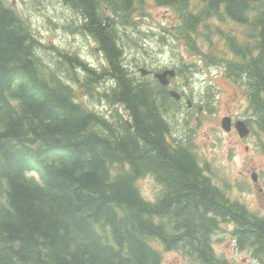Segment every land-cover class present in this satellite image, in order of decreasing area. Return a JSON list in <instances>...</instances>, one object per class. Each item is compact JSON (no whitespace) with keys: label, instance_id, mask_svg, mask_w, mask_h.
Instances as JSON below:
<instances>
[{"label":"trees","instance_id":"trees-1","mask_svg":"<svg viewBox=\"0 0 264 264\" xmlns=\"http://www.w3.org/2000/svg\"><path fill=\"white\" fill-rule=\"evenodd\" d=\"M148 1L62 0L104 58L97 67L62 53L82 76L75 89L59 80L62 69L39 66L31 26L0 0V264H160L159 245L197 264H234L210 243L225 221L236 223L240 245L264 264V219L230 202L193 150L169 140L166 107L179 103L155 78L134 79L124 63L120 33L129 35V48L141 45L120 26L144 15ZM150 1L177 15L165 31L190 55L227 75L247 73L264 91V0ZM228 19L244 32L215 22ZM89 82L104 88L96 99L118 103L114 119L79 101V89L93 94L82 86ZM252 91L264 129V101L257 102L256 85ZM145 171L168 187L156 205L136 185Z\"/></svg>","mask_w":264,"mask_h":264},{"label":"rangeland","instance_id":"rangeland-1","mask_svg":"<svg viewBox=\"0 0 264 264\" xmlns=\"http://www.w3.org/2000/svg\"><path fill=\"white\" fill-rule=\"evenodd\" d=\"M7 2L31 26L40 42L38 49L42 43L64 53L80 52L84 61L97 67L102 65L104 59L91 38L79 31L78 27H76L78 35L67 34L65 25L75 20L77 14L62 0H7ZM177 21V15L171 9L149 0L144 15L137 17L134 23L120 26L121 30L147 38L141 51L132 50L124 39H121L125 48L124 63L136 80L146 74H164L177 65L181 68L179 76L171 79V85L177 93L184 94L198 105L207 100L215 101L212 112H193L186 105L174 107L169 110L167 120L173 124L174 132L180 136L182 142L193 146L199 152L200 164L211 172L214 182L223 189H229L230 198L240 200L252 212L264 215V189L259 187L261 191H258L250 180L257 167L264 169V155L256 150L254 152L256 136L250 139L246 148L235 130L225 132L220 127L222 118L225 116L233 118L231 112L240 113L244 110L243 100L247 95V81L243 79L241 82L233 81L222 73L221 67H205L202 63H199L198 67L191 66L189 63L197 59L165 31L176 25ZM215 22L227 29L235 28V32H244L242 25L228 23L227 20L224 23L217 20ZM161 33L164 35L161 36ZM213 39L216 41L217 37L214 36ZM202 43L204 46L199 42L200 47L207 50L205 41ZM87 44L95 54H92V51L91 54H86ZM218 45L221 46L220 40ZM43 57L49 58L46 50L43 51ZM59 63L60 60L57 61L56 58L48 62L52 66ZM77 97L79 101L88 99V95L80 89ZM229 153L233 154L232 160L227 158ZM138 187L147 197H152L158 189L151 177L139 180ZM243 189L245 190L241 191ZM230 228L231 224H223L214 232L212 235L214 250L218 255L237 264L251 263L250 250L235 245ZM161 264H184V259L178 252L167 251L163 254Z\"/></svg>","mask_w":264,"mask_h":264},{"label":"bare ground","instance_id":"bare-ground-1","mask_svg":"<svg viewBox=\"0 0 264 264\" xmlns=\"http://www.w3.org/2000/svg\"><path fill=\"white\" fill-rule=\"evenodd\" d=\"M73 7V6H72ZM75 8V7H74ZM111 16L109 15V18ZM110 22V21H109ZM79 24L80 22L78 21V17L75 19V20H72V21H69L67 22V24L65 25L66 27V32L68 35H72V36H75V35H78V31H76V27L79 28ZM79 31L80 28H79ZM122 31H125V30H122ZM120 38L118 39V43L121 45L122 49V54L125 55V48L124 46H122V41H121V36H124L125 37V42L129 45V35L128 34H123L122 35V32L120 33ZM135 36L139 39V42H140V45L141 47H136V48H133L132 50H135V51H141L143 50L144 48V44L147 40V38H143L137 34H135ZM59 40V39H58ZM120 47V46H119ZM118 47V48H119ZM46 50V52L49 54V58L48 59H45L43 57V51ZM91 51H92V54H95V51L90 48V45L87 44V49H86V54H91ZM120 51V50H119ZM120 51V52H121ZM62 53L64 52H60L58 50H54L52 49L50 46H47V45H41L40 49H37L35 50V55L39 58L40 60V63H39V66L43 65V64H47L50 68H55V72H59L58 70L62 69L63 71L62 72H59V80L71 87V88H75L77 89L79 87V83L80 81H82V76H80V74L76 71H74V69L64 60L63 56H62ZM99 53L101 54V56L103 57V53L101 51H99ZM264 53V52H263ZM68 55H72L73 57L77 58L78 60H83V55L80 53V52H74V53H66ZM53 58H56L57 61L60 60V63L59 65L57 66H52V65H49L48 62L53 59ZM71 58V57H70ZM104 59V58H103ZM64 63H66L67 65H65ZM107 64V63H106ZM109 64V63H108ZM108 66V65H107ZM224 75H226L228 78H231L233 79V81H237V82H241V80L243 79L244 80V77H245V74H246V81H247V84H251L252 83V80L250 77L247 76V73H241V75H238L237 73H233V74H225V72L223 73ZM115 78V77H114ZM82 86H87L88 89L87 91L93 93V94H88V99L85 100V101H81V103L86 106V107H89L93 112L95 113H98V114H103L105 115L106 117L110 118V119H114V116H115V109L116 107H118V103L117 104H112L110 103L107 99L103 100V99H100L97 100L96 97L94 95H96V91L98 90H102L104 88H101V86L99 85H96L94 83H88L86 85H82ZM251 87V86H250ZM256 93V92H255ZM250 95V93H248ZM121 99V98H120ZM244 108H246V104H247V95L246 97H244ZM261 101H264V91H260L259 94H257V102H261ZM94 102H96V104H94ZM258 103V105H259ZM169 105H167L166 108H168V110H172L174 108V105L172 103H168ZM227 119L229 120L230 117L229 116H226ZM225 117V118H226ZM126 126L129 130H133L132 129V122L131 121H126ZM213 125V124H212ZM165 131V130H164ZM129 133V132H128ZM162 136V135H161ZM40 150V149H39ZM189 157V156H188ZM129 164L126 163L125 167H127ZM162 169V168H161ZM143 173H148V174H155V172H150V171H145V172H142L139 176H138V180H141L143 179L142 177V174ZM15 185V183H14ZM6 191V190H5ZM140 192V195L141 197L143 198L144 201L150 203L151 205H153V197H154V193L152 194V197H147L143 194V191L139 190ZM195 218V216H194ZM193 218V219H194ZM198 220V219H197ZM200 220V219H199ZM194 223V222H193ZM236 224V223H235ZM184 226V225H183ZM155 227V226H154ZM184 228V227H183ZM186 228V227H185ZM183 230V229H182ZM207 233V232H206ZM174 235V234H173ZM167 238V237H166ZM174 240V239H173ZM184 240V239H182ZM178 243V242H177ZM176 243V244H177ZM182 245V244H181ZM175 246V245H174ZM28 262V261H27Z\"/></svg>","mask_w":264,"mask_h":264},{"label":"flooded vegetation","instance_id":"flooded-vegetation-1","mask_svg":"<svg viewBox=\"0 0 264 264\" xmlns=\"http://www.w3.org/2000/svg\"><path fill=\"white\" fill-rule=\"evenodd\" d=\"M247 76H248V74H247ZM244 80H246V74H245ZM255 85H256L257 94H259L260 91H263L262 88L260 87V85L257 84L256 82L253 83V81H252L251 84H247V88H246L247 104H246V106H255L256 105V103L254 105V102L252 101V97L254 96L253 95L254 91H252V89L255 90ZM248 93H250V95ZM231 114H233L234 116L236 115V113H232V112H231ZM229 117L231 119V116H229ZM142 177L143 178L152 177V178H154L156 180V183L159 184L158 187H157L158 189L154 192L153 205H156L157 203H160L165 198L166 194L168 193L167 185L162 183V182H159L158 181L159 177L156 174L152 175V174H148V173H143Z\"/></svg>","mask_w":264,"mask_h":264},{"label":"water","instance_id":"water-1","mask_svg":"<svg viewBox=\"0 0 264 264\" xmlns=\"http://www.w3.org/2000/svg\"><path fill=\"white\" fill-rule=\"evenodd\" d=\"M161 81L162 82H165L163 78H161ZM240 123H237V126H239ZM221 126L225 129V130H229V127H230V124L228 122V119L227 118H223V120H221ZM240 131V130H239ZM247 133V129L246 128H242L241 131H240V134L241 135H246Z\"/></svg>","mask_w":264,"mask_h":264}]
</instances>
